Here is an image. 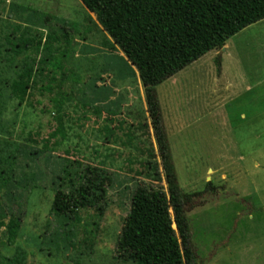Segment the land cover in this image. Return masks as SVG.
<instances>
[{
    "label": "rangeland",
    "instance_id": "rangeland-1",
    "mask_svg": "<svg viewBox=\"0 0 264 264\" xmlns=\"http://www.w3.org/2000/svg\"><path fill=\"white\" fill-rule=\"evenodd\" d=\"M11 4L65 19L74 33L69 51L63 40L46 51L39 42L47 30L11 17ZM106 36L81 0H0V181L16 145L39 155L47 150L43 138L56 127L52 100L63 78L68 138L41 165L55 180L64 156L87 170L85 196L63 193L78 220L53 214L55 191L47 179L28 196L19 234L3 256L23 249L29 264H138L133 256L141 249L122 245L132 195L138 184L167 186L162 166L159 183L148 164L160 158L144 86L124 53L108 48ZM36 60V83L22 99L12 85ZM156 89L181 188L216 186L187 213L198 264H264V19ZM172 215L168 207L162 239L141 240L143 264H183Z\"/></svg>",
    "mask_w": 264,
    "mask_h": 264
},
{
    "label": "trees",
    "instance_id": "trees-1",
    "mask_svg": "<svg viewBox=\"0 0 264 264\" xmlns=\"http://www.w3.org/2000/svg\"><path fill=\"white\" fill-rule=\"evenodd\" d=\"M81 1L96 15L97 25L106 32L105 44L108 48L120 49L140 77L160 158V162L149 160L148 164L155 172L156 181L161 183L164 178L167 186L165 190L161 184H138L131 198L122 245L130 243L136 249H141L140 255H144L147 249L141 248V240L163 238L170 207L176 235L180 240L183 264H198L187 213L202 202L205 191H213L216 186L208 181L203 191L186 192L181 188L156 87L210 50L221 49L232 35L264 19V0ZM10 15L21 23L46 29L44 40L39 42L44 43L46 51L49 52L50 46L60 40L65 42L69 51L74 33L65 19L17 4H11ZM24 43L27 44L26 41ZM65 55L66 52H63L62 56ZM50 60L51 56L47 54L43 59L46 65L40 67L42 73ZM220 61L218 57V65ZM27 66L25 73L12 85L13 93L20 94L16 96L22 99L36 83L37 60ZM62 81L57 85L52 100L56 127L47 138H43V146L47 150L39 155L38 150L33 151L29 146L16 145L11 164L1 169L0 231L5 242L0 243V264H29V252L26 250L16 249L10 257L3 256L2 250L19 234L28 196L33 190L43 188L47 179L50 185L53 180L51 188L55 191L53 214L59 217L67 214L72 221L78 220V209L68 203L63 193L85 196L87 170L82 173L75 167L82 166L83 162L69 156L62 157L66 163L63 174L57 176L58 180L41 165L47 164V159L54 155L56 147L68 138L64 107L69 94L62 87L65 78ZM48 89L51 91L53 87L48 86ZM4 148L0 145L2 160H5ZM20 155L24 156L23 163ZM160 165L164 177L159 171ZM63 186L68 191L62 189ZM140 255L133 256V259L143 264L142 258L137 259Z\"/></svg>",
    "mask_w": 264,
    "mask_h": 264
}]
</instances>
